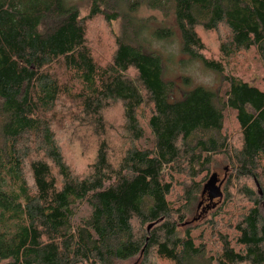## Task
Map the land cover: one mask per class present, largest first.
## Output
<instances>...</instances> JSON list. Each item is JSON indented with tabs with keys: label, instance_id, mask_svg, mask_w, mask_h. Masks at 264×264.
Wrapping results in <instances>:
<instances>
[{
	"label": "trees",
	"instance_id": "16d2710c",
	"mask_svg": "<svg viewBox=\"0 0 264 264\" xmlns=\"http://www.w3.org/2000/svg\"><path fill=\"white\" fill-rule=\"evenodd\" d=\"M87 1L88 14L81 17L66 0H0V263L112 264L152 250L166 264H264V90L225 76L219 63L204 58L198 33L222 27L223 54L254 50L264 66V0ZM145 12L167 22L151 27L153 16ZM95 20L119 22L105 67L86 42ZM173 28L181 54L224 78L223 95L197 86L172 98L175 85L164 80L163 61L147 46L172 39ZM62 101L97 137L104 133L105 110L121 105L130 145L117 163L99 138L90 172L82 178L72 173L51 124ZM225 110L234 113L240 135L233 153L220 136ZM146 112L151 145L144 148L139 118ZM217 156L233 160L255 192L242 189L249 204L229 218L231 238L217 234L213 253L185 223V213L190 205L198 212L214 177L219 199L227 196L216 173H203ZM185 173L192 175L183 188L187 201L175 208L172 181ZM81 205L89 215L75 225ZM134 221L146 227L140 239Z\"/></svg>",
	"mask_w": 264,
	"mask_h": 264
},
{
	"label": "rangeland",
	"instance_id": "374dc122",
	"mask_svg": "<svg viewBox=\"0 0 264 264\" xmlns=\"http://www.w3.org/2000/svg\"><path fill=\"white\" fill-rule=\"evenodd\" d=\"M71 6L79 10L80 16L85 17L88 14L89 2L87 0H66ZM152 15L150 26L153 27L159 23L167 22L160 13H146L145 17ZM174 27L173 24L170 25ZM119 22L111 25L105 24L102 20L92 21L87 26L86 42L90 48L95 62L101 67H105L112 61L114 52V37L119 34ZM199 36L203 42L204 49L201 52L207 60L219 63L227 77H236L244 82H247L260 90H264V66L261 56L251 50L247 53H240L237 56H228L220 51V44L225 42L227 32L220 27L215 32H204L198 30ZM173 38L168 41H151L147 49L161 57L163 61V78L166 82H171L175 85L174 100L180 99L184 92L194 87L200 86L207 90L218 92L223 95L226 81L214 71L208 70L204 65L195 59L189 58L180 51V38L175 28H173ZM184 79H188V85L184 83ZM78 111L68 102L62 101L57 105L52 116L56 114V118H52V127L55 133L57 143L62 150L66 164L77 177H85L90 172V166L93 164L95 152L98 143L104 139L107 143L108 155L112 163H117L120 155L130 145L129 137L124 133V119L122 107L118 103L111 104L103 113V128L104 133L100 137L92 131V129L82 120L80 125L78 120H75V115ZM146 113L139 118V124L144 130L145 140L139 143L142 147H149L151 139L146 128ZM64 116V117H63ZM50 117V116H49ZM63 117V118H61ZM224 125L221 133V138L228 143L231 153L238 149L240 144L239 130L236 125L235 115L229 110L224 111ZM51 120V117H50ZM100 138V140H99ZM32 147V146H31ZM29 147V148H31ZM33 145V149H34ZM233 160L228 157L217 156L213 159L211 165L203 173H216L219 180L224 181L223 190L227 194L221 199L204 202V205H211L209 210H191L193 205H190L185 213V223L192 226L195 236H202L207 244L208 250L215 252L217 244L215 239L217 234L230 236L233 235L234 221L229 223V218L238 216L242 208H246L249 204L246 196L242 192L244 187L255 192V187L251 180L243 179L242 176L233 169ZM203 175H200L197 180H200ZM264 174V172H263ZM264 176V175H263ZM183 177V178H182ZM192 175L187 173L181 177L174 176L173 191L170 196V201L176 204L174 207L181 206L187 198H183V188L190 186ZM196 180V179H195ZM221 200V201H220ZM228 201L223 214L215 218L214 214L217 209L223 206ZM199 200L193 202L194 208ZM192 204V202H191ZM216 206L212 208V205ZM73 224H77L80 220L87 218L89 208L81 205L76 207ZM264 216V213H263ZM233 220V218H232ZM214 222V226L213 225ZM229 224H232L231 227ZM132 230L136 238L140 239L144 235L146 227L139 222L134 221ZM4 264V263H0ZM112 264H166L158 260L154 251L150 250L147 257H137L124 262H113Z\"/></svg>",
	"mask_w": 264,
	"mask_h": 264
},
{
	"label": "water",
	"instance_id": "95a60500",
	"mask_svg": "<svg viewBox=\"0 0 264 264\" xmlns=\"http://www.w3.org/2000/svg\"><path fill=\"white\" fill-rule=\"evenodd\" d=\"M220 184L216 186V178L214 177L206 186L204 189L203 194H207L210 201H212L215 198H220ZM152 225H149L147 227V230L149 231L151 229Z\"/></svg>",
	"mask_w": 264,
	"mask_h": 264
},
{
	"label": "flooded vegetation",
	"instance_id": "af4514ba",
	"mask_svg": "<svg viewBox=\"0 0 264 264\" xmlns=\"http://www.w3.org/2000/svg\"><path fill=\"white\" fill-rule=\"evenodd\" d=\"M218 186V185H217ZM219 198H215V199H213L212 201H214V200H218ZM208 201V202H210V200H209V198H208V195L207 194H204L203 195V197H202V200H201V203L199 204V210L201 211V210H204V207H205V205H204V202L205 201Z\"/></svg>",
	"mask_w": 264,
	"mask_h": 264
}]
</instances>
